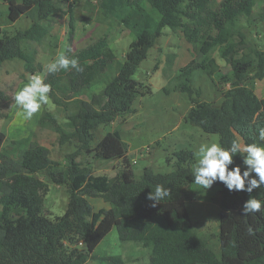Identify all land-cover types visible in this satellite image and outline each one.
<instances>
[{
	"label": "trees",
	"instance_id": "16d2710c",
	"mask_svg": "<svg viewBox=\"0 0 264 264\" xmlns=\"http://www.w3.org/2000/svg\"><path fill=\"white\" fill-rule=\"evenodd\" d=\"M98 1L109 17L130 10L119 22L133 30L136 38L117 75L87 101L78 95L92 89L116 62L109 35L77 49L73 46V1L0 0L8 5L11 22L23 18L30 21L29 28L14 34L0 32V73L6 62L16 59L25 60L28 70L35 72L33 61L24 52V43L44 39L48 34L44 21H52L59 13L69 15L71 32L66 55L78 58L83 71L47 73L45 82L51 85L49 96L55 105L64 109L71 106L77 111L65 126L44 112L38 125L50 127L61 145L76 143L80 151L94 153L98 159L122 162L120 172L109 177L94 175L76 160L75 154L67 156L66 169L54 172L57 164L51 150L36 141L29 143L21 157L5 153L6 134L1 123L9 117L18 87H0V264H88L114 228L123 245L143 243L151 248L149 264H264V207L248 215L242 211L250 198L264 201V186L251 194L229 191L219 181L211 187L219 189L221 195L219 257L200 240L186 205L185 187L194 183L193 150L174 153L177 169L164 173L146 168L137 179L131 167L134 160L121 132H108L98 141L96 137L99 127L131 113L137 97L151 90L143 92L144 87L134 76L169 27L183 32L187 42L196 47V58L180 72V77L187 76V84L181 89L192 102L185 121L207 134L219 135L224 148H229L233 140L264 144L257 131L264 127V98L253 90L255 81L264 79V51L235 30L236 22L244 17L264 21V4L254 9L258 0H144L158 12L160 18L156 20L141 5L142 0ZM65 2H69L67 9L63 7ZM183 17L189 21L184 22ZM236 33L241 37L237 43L232 40ZM216 47H224L221 55L232 69L222 76L231 87L221 90L220 104L192 98L194 90L189 78L198 69L213 78L219 68L209 55ZM93 142H97L94 147ZM237 165L243 172L245 166L239 154L230 167ZM40 173L50 176L56 184L68 185L70 196L63 216L50 218L45 204L50 189ZM157 185L170 189L171 194L153 207L147 197ZM91 199H101L109 208L96 211ZM106 260L108 264H125L122 256Z\"/></svg>",
	"mask_w": 264,
	"mask_h": 264
},
{
	"label": "rangeland",
	"instance_id": "374dc122",
	"mask_svg": "<svg viewBox=\"0 0 264 264\" xmlns=\"http://www.w3.org/2000/svg\"><path fill=\"white\" fill-rule=\"evenodd\" d=\"M72 1L75 21L73 46L81 49L99 37L109 35L116 55V62L110 66L105 75L99 77L93 88L78 95V98L89 101L94 94L103 90L106 82L117 75L126 59L130 44L136 38V33L119 22L124 13L127 14L130 10L125 9L122 13L109 17L104 14L98 0ZM219 1L221 0L216 2ZM263 4L264 0H258L254 9ZM141 5L147 13L159 20L158 12L146 1L142 0ZM68 6L69 2L63 4L65 9ZM8 8V5L0 2V32L14 34L30 27V21L25 18L11 22L8 17ZM183 21L188 22L189 19L183 17ZM42 24L48 31L44 39L40 42H25L23 45L24 52L33 61L35 72L28 70L25 60L8 61L0 73V87L17 85L19 90L27 83L31 75L40 74L45 77L47 65L60 53L66 54L71 32L69 15L59 13L53 17L52 21H44ZM235 30L244 34L258 50L264 51V21H253L244 17L236 22ZM232 40L237 43L240 42L241 37L236 33ZM194 45L187 42L180 30L166 27L134 76L144 87L143 92L151 89L149 93L137 97L131 113L119 117L110 125L97 129V141L108 132L121 131L122 138L128 145L129 154L134 160L131 167L137 179L143 175L146 168L164 173L177 169L178 160L174 156L177 151L190 149L196 153L201 144H220L219 135L207 134L201 128L185 121L192 102L191 96L181 89L187 84V76L180 77V72L196 58ZM223 48L216 47L209 55L219 68L213 78H210L203 69L194 71L189 77L194 90L192 98L220 104L223 93L221 90L231 87V84H226L222 78L223 75L232 72L231 67L221 55ZM253 90L259 97L264 98V79L255 81ZM17 111L18 108L14 104L9 117L1 123V129L6 134V142L3 146L5 153L21 157L29 143L36 141L51 150L52 159L57 164L53 169L54 172L66 169L67 156L70 154H75L76 160L83 167L89 168L94 175L114 177L120 172L122 162L114 163L98 159L94 153L86 154L80 151L76 143L61 145L59 136L50 127H39L38 122L44 112H49L58 123L65 126L69 116L77 111L73 107L64 109L49 99V103L42 106L40 112L29 121L18 118ZM96 143L93 142L92 147ZM195 159L196 164L198 159L196 155ZM39 177L49 185L50 190L45 204L51 214L50 218L56 219L63 216L70 196L68 185L54 183L45 173H40ZM185 190L188 195L186 205L200 240L220 257L219 199L221 195L219 189L206 190L191 183L185 187ZM90 201L96 211L109 206L101 199ZM79 247L84 249V246ZM111 256H122L125 264H149L151 248L145 247L143 243L123 245L117 229L114 228L97 247L88 264H108L106 258Z\"/></svg>",
	"mask_w": 264,
	"mask_h": 264
},
{
	"label": "clouds",
	"instance_id": "9594fccd",
	"mask_svg": "<svg viewBox=\"0 0 264 264\" xmlns=\"http://www.w3.org/2000/svg\"><path fill=\"white\" fill-rule=\"evenodd\" d=\"M73 69L77 72L83 71L78 58H69L66 54L60 53L47 65L46 71L55 74L61 70ZM50 92L51 85L45 82L43 75H31L14 96L18 108L16 116L23 121L31 120L40 112L42 106L49 103ZM257 131L259 141L264 142V127L258 128ZM194 154L198 158L192 170L194 183L203 189L208 190L219 181L229 191H245L251 194L264 186V144H242L237 140H233L229 148H224L218 143L201 144ZM238 154L245 166L243 172L239 165L230 167ZM170 194V189L157 185L147 198L153 201L152 206L155 207ZM262 207L264 201L250 198L244 203L242 211L244 215H248L260 212Z\"/></svg>",
	"mask_w": 264,
	"mask_h": 264
},
{
	"label": "crops",
	"instance_id": "0c3cea01",
	"mask_svg": "<svg viewBox=\"0 0 264 264\" xmlns=\"http://www.w3.org/2000/svg\"><path fill=\"white\" fill-rule=\"evenodd\" d=\"M121 132V131H120ZM243 144V142H241ZM109 208V206L107 207V209Z\"/></svg>",
	"mask_w": 264,
	"mask_h": 264
},
{
	"label": "built area",
	"instance_id": "2783aa9c",
	"mask_svg": "<svg viewBox=\"0 0 264 264\" xmlns=\"http://www.w3.org/2000/svg\"><path fill=\"white\" fill-rule=\"evenodd\" d=\"M80 245H83V243L81 242Z\"/></svg>",
	"mask_w": 264,
	"mask_h": 264
}]
</instances>
